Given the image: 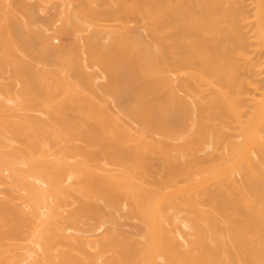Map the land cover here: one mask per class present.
Instances as JSON below:
<instances>
[{"label": "bare ground", "instance_id": "obj_1", "mask_svg": "<svg viewBox=\"0 0 264 264\" xmlns=\"http://www.w3.org/2000/svg\"><path fill=\"white\" fill-rule=\"evenodd\" d=\"M8 1L0 264H264V0H120L148 38L88 41L92 72ZM189 122L185 160L153 136Z\"/></svg>", "mask_w": 264, "mask_h": 264}, {"label": "rangeland", "instance_id": "obj_2", "mask_svg": "<svg viewBox=\"0 0 264 264\" xmlns=\"http://www.w3.org/2000/svg\"><path fill=\"white\" fill-rule=\"evenodd\" d=\"M8 2H11L12 7L14 6L13 9H16V7L18 6H21V10L22 8H26L23 6H27L29 7V9H31L32 12L29 10V13H31V15L25 12L28 15L26 17H28L27 19H29V22L31 20V25H29L31 26L32 30L29 29V35L31 34V31H34L33 28H36L38 30L43 29L45 30L46 34L53 36L56 31H53L52 29L55 26L57 27L61 23V19L59 18H67V30L69 31L68 34H65L61 40H59L60 38H54L53 41L55 42V44L58 45L62 41L66 47L65 50L68 53H72L75 49L83 51V56H86L88 58V63L92 64V68L87 69L89 72H92L93 69V71L98 70V67L93 65L95 64L96 60L89 54L90 43H88V41L91 42L95 40L94 42H97L98 46L102 48L111 45L112 36H114V34H140L141 36H143L144 39L148 38V33L145 29L137 30L135 22L127 18L121 12L120 0H11ZM26 4H28L29 6ZM91 7L95 8L97 12L100 13V15L91 26L87 27L88 29L86 28V30L83 27L85 22L83 20L81 10H89L91 9ZM21 13L19 12L20 15L23 14ZM25 15H23L24 18ZM57 19H59V21H57L58 23H55ZM124 24L128 25L127 29L124 28ZM82 27L84 28V30H81ZM31 35L33 36L35 34L32 33ZM34 41L37 45H39L37 38L36 40L34 39ZM100 93L102 94V96L108 99V104L113 110L119 112L122 116L126 115L123 111L119 109V106L115 100L108 97L103 91H100ZM126 119L131 123L134 128L140 129V126L137 122L131 120L128 117H126ZM153 136L161 142L160 144H165L164 146H169L165 141L171 143L173 148L176 150L175 154L180 156L183 160L188 157L187 148L189 146H192L194 143L198 142L197 130L195 126L191 125L190 122L186 127L179 130L178 138L167 139L161 134H153ZM6 175L7 172L5 171L4 176ZM238 177L241 178L240 176ZM122 221L126 224L123 227L127 230L130 229V226L127 223H131L132 221L124 218L122 219ZM103 228L104 227L99 229V231H101Z\"/></svg>", "mask_w": 264, "mask_h": 264}]
</instances>
